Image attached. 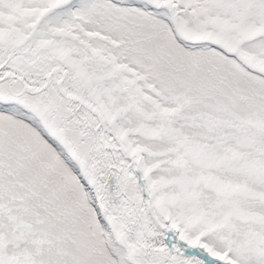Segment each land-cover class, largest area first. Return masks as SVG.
<instances>
[{"label": "rangeland", "instance_id": "obj_1", "mask_svg": "<svg viewBox=\"0 0 264 264\" xmlns=\"http://www.w3.org/2000/svg\"><path fill=\"white\" fill-rule=\"evenodd\" d=\"M47 20L59 52H34L26 86L44 89L0 82V264H207L151 222L171 228L136 173L184 239L264 264V0H75Z\"/></svg>", "mask_w": 264, "mask_h": 264}, {"label": "flooded vegetation", "instance_id": "obj_2", "mask_svg": "<svg viewBox=\"0 0 264 264\" xmlns=\"http://www.w3.org/2000/svg\"><path fill=\"white\" fill-rule=\"evenodd\" d=\"M74 3L75 0H0V78L6 76L7 69H11L8 75H13V79L20 83L19 78L26 86L34 82L30 75L34 52H41V56L49 51L59 52L47 45L48 39L44 38L49 29L48 13L58 5L68 8ZM81 30L83 32L84 27ZM33 46H36L34 50ZM60 59L59 62H64L63 56ZM47 75L48 72L42 77Z\"/></svg>", "mask_w": 264, "mask_h": 264}, {"label": "water", "instance_id": "obj_3", "mask_svg": "<svg viewBox=\"0 0 264 264\" xmlns=\"http://www.w3.org/2000/svg\"><path fill=\"white\" fill-rule=\"evenodd\" d=\"M51 74V77L50 79H47L46 81L49 82L50 80L53 81L56 86H57V89L59 91V93L66 99H70V100H73L75 102H77L79 105L81 106H84V107H87L89 110H91L96 116H99V112L94 109V107L82 100H80L77 96L73 95V94H70V93H66L62 90L61 86H60V82L53 76V73H50ZM11 77H14L13 75H10V76H4L0 79V82L1 81H4V80H7V79H10ZM21 81L22 79L19 78ZM24 86H25V83H23ZM45 86V85H44ZM44 89V87H42L41 89H39L38 91H28L26 90L28 93H36V92H39V91H42ZM100 121V120H99ZM101 123V122H100ZM102 125V124H101ZM102 128L104 129V126L102 125ZM123 150L128 154V157L130 159V167L133 171H135V162L137 161L138 164L140 165L141 167V171H142V174L145 175V172H144V169H143V166H142V163L141 161L137 160L133 154L130 152V150L126 147H123ZM136 173V172H135ZM136 176L138 177V180L142 183V186L143 188L141 189V193H142V198L144 199V201L146 202V205L148 206L147 202H149L151 205H154V203H156V200H154V198L151 197L148 189H147V185H146V182H145V179L144 178H141L137 173H136ZM164 210V209H163ZM165 214H166V217L167 219L170 221V223L172 225L173 222L171 220V217L170 215L164 210ZM148 216H149V219L151 220V222L158 228V229H161L165 232H167L168 234H171L173 236V240L175 242H178V240H176V237H175V234L172 230L170 229H166L164 228V226L155 218V216L151 215L149 212H148ZM179 240L182 241V243L185 245V246H189L193 252L198 256L200 257L202 260H204L207 264H215V262H219L221 264H236V263H230L228 261L227 258L221 256V255H217L215 253H210L206 250V247L203 243L201 242H193L191 240H186L184 238H182V234L181 232L179 231ZM198 247L202 248L204 250V253L200 252L198 250ZM214 254V255H212Z\"/></svg>", "mask_w": 264, "mask_h": 264}, {"label": "trees", "instance_id": "obj_4", "mask_svg": "<svg viewBox=\"0 0 264 264\" xmlns=\"http://www.w3.org/2000/svg\"><path fill=\"white\" fill-rule=\"evenodd\" d=\"M95 107V106H94ZM62 158L66 161L68 167L73 171V173L76 175V177L79 180V183L83 189V191L86 194V197L88 198V201L92 207V209L94 210L95 213V217L97 219V221L99 222V224L101 225V227L104 230H108L107 229V224L106 221L104 220L103 214H102V210L101 207L99 205V201L98 198L95 194V192L93 191V189L87 184V182L85 181L83 175L81 174V172L74 166L73 162L69 161L68 157L64 154H62Z\"/></svg>", "mask_w": 264, "mask_h": 264}, {"label": "bare ground", "instance_id": "obj_5", "mask_svg": "<svg viewBox=\"0 0 264 264\" xmlns=\"http://www.w3.org/2000/svg\"><path fill=\"white\" fill-rule=\"evenodd\" d=\"M208 251H211V250H208ZM187 253H189V252H187ZM218 254V253H217ZM214 255V254H213ZM223 257H225V256H223ZM228 261L231 263H233V260H231V259H228Z\"/></svg>", "mask_w": 264, "mask_h": 264}]
</instances>
